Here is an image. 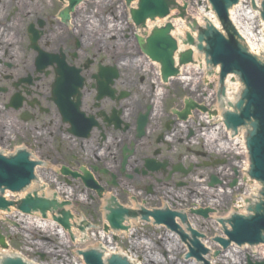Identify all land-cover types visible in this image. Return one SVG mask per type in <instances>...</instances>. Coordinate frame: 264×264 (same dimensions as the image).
<instances>
[{
  "label": "flooded vegetation",
  "instance_id": "obj_1",
  "mask_svg": "<svg viewBox=\"0 0 264 264\" xmlns=\"http://www.w3.org/2000/svg\"><path fill=\"white\" fill-rule=\"evenodd\" d=\"M116 1L66 13L69 0H0V118L12 126L0 146L12 136L30 152L79 223L120 206L211 233L249 189L248 131L244 152L205 74L175 62L166 75L161 54L145 52L156 27H136Z\"/></svg>",
  "mask_w": 264,
  "mask_h": 264
},
{
  "label": "water",
  "instance_id": "obj_2",
  "mask_svg": "<svg viewBox=\"0 0 264 264\" xmlns=\"http://www.w3.org/2000/svg\"><path fill=\"white\" fill-rule=\"evenodd\" d=\"M70 1V8L71 10L75 4L81 2L82 0H69ZM126 7H129L130 4L137 0H124ZM239 0H208V3L211 5L212 10L215 12L216 16L218 17L221 26L226 31L229 40L225 37H222L220 34H215L214 38L210 41V48H212L210 57L212 58V64L215 66L216 64L222 65V72L221 78L225 77L226 74L231 72H240L241 78H243L246 88L248 89V93L246 95V99L248 100V104L246 105L245 111L242 114V118L244 121H248L250 117L257 120V127L250 138V148L252 152V162L254 163V177L262 182H264V66H261L256 63V61L249 57L247 54L245 55L239 47H237L233 43V39L237 36L236 31L234 30L233 26H231L227 11L228 9L232 8ZM179 4V2L177 1ZM135 6V3L132 4ZM180 6V4H179ZM176 4L175 0H138L137 8L131 9V20L136 25L144 26L148 20L154 21L149 23H155L156 19L161 20H168L163 19L166 18L170 11L177 8L180 12L179 17L184 18L185 10L187 5L184 3L183 6L179 7ZM237 7V6H236ZM234 7V9L236 8ZM191 8V6H189ZM254 8V6H253ZM234 9L230 10V19ZM188 16V10L186 11ZM160 21V20H156ZM186 22V20H184ZM197 24L199 23L196 20ZM196 22H192V26H188L191 31H194L196 28ZM147 23V24H149ZM146 24V25H147ZM173 24V23H172ZM171 23H166L160 29H157L153 32L152 36L149 39L147 50L148 53L151 54L152 47H154L155 52H168L169 58V66H172V53L177 50V42L175 39L172 38L176 32V28L172 32V36H170L171 30H173L174 25L172 26ZM206 26L211 28L212 30H220L217 27L213 26L211 19L206 20ZM149 29H147V33ZM206 37H210L211 30L204 32ZM187 40L184 41V44H188L192 46L194 44V39L191 38L189 34L186 35ZM203 41L202 37H198V45L197 48L201 50L200 43ZM158 47V50L155 48ZM180 51V45L178 48ZM192 52L190 50L185 51L179 58V64H187L192 63L193 60L191 59ZM160 61H164L163 58ZM214 78V77H213ZM212 78V79H213ZM228 79V78H227ZM228 81V80H227ZM239 84V83H238ZM228 85L225 87L226 92L223 93L222 96L220 94V101L226 103V99L228 98ZM240 103L238 104L237 108L240 107ZM251 110L253 114L251 113ZM232 126L236 127L239 124L243 123L242 120L237 121V118L234 116L230 119ZM3 153H7V151L2 149ZM8 154V153H7ZM33 167L34 163H31L28 160V155L22 153L20 151L17 152V155L14 157L5 158L0 155V194L2 195L5 191H10L12 193H19L26 187L29 186L30 181L34 178L33 176ZM35 186V185H34ZM44 192V191H43ZM34 195V197H33ZM28 195L25 198L21 199L19 202L14 203L12 201L6 202L5 199L0 196V210L1 211H8L10 206H17V209L21 211L23 214L30 215L31 212L40 211L42 218H46V212H52L53 210H57L58 205L56 200L53 198L51 200H46L43 198H38L35 194ZM25 196L24 193L20 194L19 197ZM15 209V208H14ZM263 211V207L261 205L256 206V212L258 213L256 217H254L251 221L246 220H239L233 226L232 232H226L227 237L235 243L236 245H242L245 243L248 244H255L262 241L261 232H264V215H260L259 213ZM11 212V211H10ZM127 212L122 210H110V214L107 216V222L109 223L112 230H126L127 228L122 226L123 223V216ZM10 213H8L9 215ZM59 217L53 215V221L58 223L62 226L65 230H68L70 234V225L68 223L69 219L72 218L71 214L66 211H61L57 213ZM79 230L82 232L83 228L80 227ZM108 227L105 226L104 231L106 232ZM74 232V231H73ZM130 233V231H128ZM126 232H118L119 234H129ZM71 235V234H70ZM185 238V236H182ZM71 239L73 240V236L71 235ZM218 243L226 249L230 243L226 240H222L217 238ZM207 242V239H206ZM0 246L2 248H7L5 244V239L0 235ZM207 250L204 249L199 243H194V247L196 251L193 249L190 250L191 254L200 259L199 253L203 254L210 252L206 245H204ZM249 250L252 248H257L260 250V247H264V241L259 244L253 246H245ZM245 247H241L245 251ZM186 248V246H185ZM231 248H229L230 250ZM228 250V251H229ZM227 251V252H228ZM225 252V253H227ZM107 253V247H106ZM210 255L205 256V260L208 261ZM220 251H217L215 255H219ZM19 256V255H18ZM84 257L85 264H102L101 256L98 254H94L91 252H85L82 254ZM124 258V256H121ZM26 260V259H24ZM185 262H192L195 261L193 259H185ZM128 264H132L127 260ZM34 263V262H32ZM111 262L110 264H113ZM209 264H213V262H209ZM2 264H25L21 259L18 258H9L6 257L3 259ZM135 264V263H134ZM204 264V263H200ZM248 264H251L248 262ZM256 264H264L256 263Z\"/></svg>",
  "mask_w": 264,
  "mask_h": 264
},
{
  "label": "rangeland",
  "instance_id": "obj_3",
  "mask_svg": "<svg viewBox=\"0 0 264 264\" xmlns=\"http://www.w3.org/2000/svg\"><path fill=\"white\" fill-rule=\"evenodd\" d=\"M100 1L102 0H98L97 2ZM177 1L180 5L186 3L187 5L191 6V8H188L187 16L190 18L192 15L197 16L199 9L203 5L199 0ZM92 3L95 4L96 1L95 3ZM120 3L121 0H117L115 5ZM94 6L95 5H93V8ZM172 14L175 16L178 15L176 11H174ZM10 139L12 140V136L7 139L9 142H11V146L7 148H1L7 151L8 154H12V152L18 148L17 145H19L15 144ZM22 197L12 199L19 200ZM27 219L28 218L26 216L20 218H10L8 217V213L0 212V233H2L8 240L10 249L12 250L10 255H19L21 259H26V261L30 264L32 262L39 263L40 257L46 258L49 261V264H80V260L77 257H74L77 250L91 248V245L96 246L100 243L103 244V242L100 241L98 234L103 230V220L102 223H98L95 225V227L89 228L90 230H88L86 233L87 237L82 239V235L78 234L81 236V238L72 244L68 236H64V239H62L53 231H51V229H38L34 225H27L29 223ZM133 228L130 234L116 233L115 235L117 236V240L113 241L112 239L111 246L116 252L121 251L122 254H125L127 257L131 258L133 263L200 264L199 261L185 262L184 258L188 252L187 249L184 245H182L181 242L176 241V239L168 233L166 235L161 234L157 229L152 231L150 230L148 231L150 233L144 234L142 230L145 227L140 223H138ZM77 233H79L78 230ZM219 234H221V232L214 229H212L211 233H205L206 237L208 238V245L210 246L209 250H211L212 253L217 250V247L213 242H210V239L213 236H217ZM133 242L136 244H132ZM175 246H177V250L171 252V249H173L172 247L175 248ZM1 254L2 253L0 251V255ZM223 254L217 257L211 254L208 261L214 262L215 260L219 259V257L223 256ZM224 256H226L228 260H231V264H247L248 260H250L252 264H256V262H264V260L259 259L260 257L257 253L254 254V252L249 249H245L244 251L240 247H236V249L231 248Z\"/></svg>",
  "mask_w": 264,
  "mask_h": 264
},
{
  "label": "bare ground",
  "instance_id": "obj_4",
  "mask_svg": "<svg viewBox=\"0 0 264 264\" xmlns=\"http://www.w3.org/2000/svg\"><path fill=\"white\" fill-rule=\"evenodd\" d=\"M199 1L203 5L199 9V13H198L197 16L196 15H192V17L195 18V20H198V22H199L198 25L201 26V27H203V26L207 27L206 26V20L207 19H211V21L213 23V26L221 29L219 24H218L217 18L213 15V13H211V11L209 10V7L207 5H205L206 0H199ZM242 8H243V6L241 4L239 7H236L234 9V12L232 13V16H231V20L235 21L236 25L239 26L242 35L245 38L249 39L250 46L252 47V49L253 50H257V48H258L257 47V43L264 41V28L262 27L261 24H259L258 21H257L258 24L254 22L253 18L255 19L256 15L254 16L251 13H246V14H248L250 16L249 18L247 16L238 15V13L241 12ZM245 18H247L248 21H245ZM166 21L167 20H160V21H155V23H149V24H147V29L150 30L151 26L158 27V26L164 24ZM172 23L174 25V28H176V32H175L173 37L175 39H177L178 41H180L181 43H183V41L185 40L184 36H185L186 32L189 31V29L185 26V22L182 19L181 20H179V19L173 20ZM192 35H193V37H195V33L192 34ZM180 49H181V51L185 49V50H190L192 52L191 59L193 60V65L185 67V70H187L188 72L195 71V73H197V74L198 73L199 74H205L206 73L205 72L206 70L204 69L203 56L201 55V53L198 52V50L196 49L195 46H193L191 48H188L187 46H184V45L180 44ZM215 72H217V71H215ZM214 79H215V77L213 78V80ZM227 85H228V89H227L228 90V98L226 100L228 102L229 101L233 102V101H235L234 100L235 94L239 90L238 89L239 88V84H238V82L237 83H231L230 79L228 78ZM224 105H226V103H224ZM5 124H7L10 127H12L10 125V121L8 119L3 121V118H0V126L5 125ZM234 142L236 144L242 143L241 140L240 141L235 140ZM237 146H239V150L243 149V146L241 144H238ZM257 187H258L257 184L250 183L247 193L245 192L236 201L234 206L236 207V209H237V211L239 213H241V214L245 213V210L247 208L246 207V202H248L253 197H256L255 193L257 191ZM43 193H46V191H44ZM8 217H10V218L19 217L20 218V217H23V216H21V214L19 215L15 210L14 211L12 210L10 212V214L8 215ZM28 221H29V223L27 225H29V226L35 225V226H38L40 229L48 228V229H51V231L56 232V230L58 228L57 225H55L50 220L49 221H42V220H38V218L35 217V218H31V219L28 218ZM130 224L136 225L137 223L135 221H132ZM131 231H132V229L130 230V232ZM98 234H99L100 241L103 242V244L105 245V248L107 247V252H108V254H110L111 251H113V248L111 247L112 246V235L107 234V233L105 234V233H103L101 231ZM170 235L177 240V238L173 234H170ZM62 237L64 238V236H62ZM132 244H136V243L133 242ZM205 245L207 246L208 249H210V246L208 244H205ZM172 248L173 249H171V252H174L175 250H177V246H175V248L174 247H172ZM234 248L236 249L235 246L232 249H234ZM260 248H261L260 250H257V248H252L250 250L252 252H254V254L257 253L259 255V257H260L259 259L264 260V247H260ZM245 249H248V248L245 247ZM0 251L2 253L1 255H3V254L4 255H7V254L10 255L12 250L9 247L7 250H0ZM225 254L226 253H224L223 256ZM223 256L219 257V259L215 260L214 262L213 261H209V262H213V264H224V263L225 264H231V260H228V258L226 256H224V257ZM128 259H129L130 263L133 262V260H131V258H128ZM150 259H152V258H150Z\"/></svg>",
  "mask_w": 264,
  "mask_h": 264
}]
</instances>
